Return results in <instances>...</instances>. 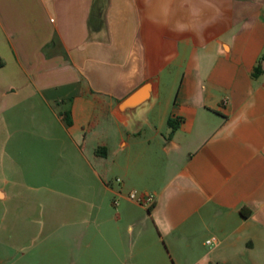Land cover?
<instances>
[{"label": "crops", "instance_id": "crops-1", "mask_svg": "<svg viewBox=\"0 0 264 264\" xmlns=\"http://www.w3.org/2000/svg\"><path fill=\"white\" fill-rule=\"evenodd\" d=\"M24 196L98 220L99 264H264V0H0V205Z\"/></svg>", "mask_w": 264, "mask_h": 264}, {"label": "rangeland", "instance_id": "rangeland-1", "mask_svg": "<svg viewBox=\"0 0 264 264\" xmlns=\"http://www.w3.org/2000/svg\"><path fill=\"white\" fill-rule=\"evenodd\" d=\"M66 208L63 199L36 204L25 196L0 205V264H99L97 242L87 248L81 238L84 231L98 233V220L70 218Z\"/></svg>", "mask_w": 264, "mask_h": 264}, {"label": "water", "instance_id": "water-1", "mask_svg": "<svg viewBox=\"0 0 264 264\" xmlns=\"http://www.w3.org/2000/svg\"><path fill=\"white\" fill-rule=\"evenodd\" d=\"M150 89V81L142 83L118 103V108L125 110L147 101L150 97Z\"/></svg>", "mask_w": 264, "mask_h": 264}, {"label": "built area", "instance_id": "built-area-1", "mask_svg": "<svg viewBox=\"0 0 264 264\" xmlns=\"http://www.w3.org/2000/svg\"><path fill=\"white\" fill-rule=\"evenodd\" d=\"M119 179V177H117ZM129 197L135 199L139 202H142L146 206H149L153 201V195L151 193H147L144 196H136L133 192L129 193ZM214 240L213 237L206 239L207 243H211ZM210 264H219L218 262H210Z\"/></svg>", "mask_w": 264, "mask_h": 264}, {"label": "trees", "instance_id": "trees-1", "mask_svg": "<svg viewBox=\"0 0 264 264\" xmlns=\"http://www.w3.org/2000/svg\"><path fill=\"white\" fill-rule=\"evenodd\" d=\"M261 70H262V68H261V66H260V63H258V64H256V65L254 66V69H253L252 74H253V75H257L258 73H260ZM168 123H169V125H170V127H171V131H173V129L176 127L175 120L172 119V118L170 117V118H168ZM101 148H102L101 146H98V147L96 148V151H97V152H101Z\"/></svg>", "mask_w": 264, "mask_h": 264}]
</instances>
